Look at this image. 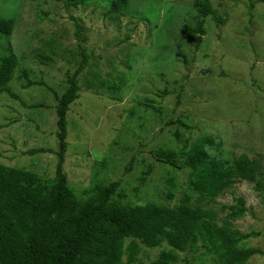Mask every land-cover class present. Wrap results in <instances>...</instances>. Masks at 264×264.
I'll list each match as a JSON object with an SVG mask.
<instances>
[{
	"label": "rangeland",
	"instance_id": "1",
	"mask_svg": "<svg viewBox=\"0 0 264 264\" xmlns=\"http://www.w3.org/2000/svg\"><path fill=\"white\" fill-rule=\"evenodd\" d=\"M117 1H52L48 16L28 5L18 40L0 35V67L7 56L18 61L0 92V164L56 183L58 98L86 58L67 117L65 173L76 197L88 199L98 182H119L114 202L127 207L175 209L189 197L193 208L216 212L220 226L252 235L240 246L259 251L249 264H264V3L251 11L250 0H208L214 14L197 47L187 31L196 0H128L113 13ZM20 2L0 0V13L10 17ZM206 139L213 157L256 160L258 181H235L210 200L192 190L190 170L156 160L159 150ZM239 199L247 212L232 219L228 207ZM133 245V264L170 250L166 241L150 249L126 239L122 264ZM178 264L219 263L199 243Z\"/></svg>",
	"mask_w": 264,
	"mask_h": 264
},
{
	"label": "trees",
	"instance_id": "2",
	"mask_svg": "<svg viewBox=\"0 0 264 264\" xmlns=\"http://www.w3.org/2000/svg\"><path fill=\"white\" fill-rule=\"evenodd\" d=\"M10 17L0 13V35L14 43L21 35V24L28 5L48 16L50 2L78 7L83 0H20ZM28 1V3H27ZM253 11L264 0H250ZM128 0L113 3L112 12L120 13ZM195 15L187 31L197 35V47L207 35L206 20L214 14L208 0H196ZM86 59V58H85ZM73 75L67 76L65 92L58 98V135L56 183L45 184L27 170L0 164V264H122L126 239L139 240L154 249L166 241L170 250L163 251L152 264H178L180 253L202 244L214 254L219 264H249L259 254L240 243L252 235L234 230L230 223L220 226L217 213L193 208L189 197L171 209L156 204L127 207L114 202L120 183L98 182L86 200L76 197L68 186L65 173L67 155V117L70 105L79 99L78 76L86 60ZM18 61L14 56L3 59L0 67V92H6L13 80ZM181 123L180 121H178ZM210 139L190 144L180 150H159L156 160L177 170L188 169L193 191L210 200L221 196L235 181L256 183L261 166L243 155L233 161L213 157ZM227 208V207H225ZM230 218L246 214L245 200L228 207ZM138 251L129 246L128 264L136 261Z\"/></svg>",
	"mask_w": 264,
	"mask_h": 264
}]
</instances>
